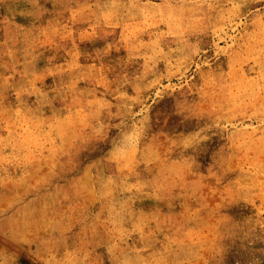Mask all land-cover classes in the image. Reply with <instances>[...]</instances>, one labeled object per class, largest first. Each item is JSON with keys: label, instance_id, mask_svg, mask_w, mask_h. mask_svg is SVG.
Wrapping results in <instances>:
<instances>
[{"label": "rangeland", "instance_id": "obj_1", "mask_svg": "<svg viewBox=\"0 0 264 264\" xmlns=\"http://www.w3.org/2000/svg\"><path fill=\"white\" fill-rule=\"evenodd\" d=\"M133 2L139 7H127ZM106 12L112 18L100 39L98 17ZM262 12L264 0H0V81L24 69L22 50L30 47L37 57L34 70L43 76L40 90L49 95L38 112L0 109V201L35 209L37 219L68 222L82 210L100 212L103 192L110 191L107 199L117 212L132 197L124 248L144 252L145 240L132 230L134 217L143 213L153 252L172 259L188 247L197 264H244L255 251L264 214V43L252 24ZM158 37L168 41L166 58L153 64ZM105 42L112 51L96 62L92 77V99L107 106L100 120L105 132L87 139L81 134L88 119L82 105L73 103L71 93L65 100L51 91L61 77L67 82L85 70L54 80L44 72L50 57L79 61L81 52L94 56ZM130 50L136 54L130 57ZM124 75L136 85L115 91L113 82ZM27 99L35 102L36 96ZM178 103L203 116L176 113L177 122L161 120ZM203 120L212 125L208 138L202 146L185 147L183 139ZM141 126L136 152L118 163L112 153L121 129L130 134ZM148 145L156 156L146 159ZM113 174L129 186L139 177L143 186L104 189ZM153 214L171 222L158 226ZM82 231L74 225L68 243H82L93 259L110 264L103 242ZM18 264H31L24 247Z\"/></svg>", "mask_w": 264, "mask_h": 264}, {"label": "snow or ice", "instance_id": "obj_2", "mask_svg": "<svg viewBox=\"0 0 264 264\" xmlns=\"http://www.w3.org/2000/svg\"><path fill=\"white\" fill-rule=\"evenodd\" d=\"M34 7L39 8V5H34ZM64 7L67 8L68 5H65ZM87 7H93V5L89 4ZM96 7L100 6L97 5ZM104 7L115 8L116 5H104ZM127 7L135 9L139 7V5L133 2L128 4ZM111 18V12H106L102 18L98 17L100 20V28H98L97 31H100V39H103L104 36V32L102 31L103 25L105 23H110ZM124 27L126 28V26ZM17 30L19 31L18 27ZM167 43V39H161L159 37L156 41L152 42L153 51L155 54L150 58V61L153 64L157 60L166 58L163 46H166ZM105 45L106 46L98 47L94 56H90L88 53L81 52L79 61H77L74 56V58L70 61L67 57H65V63H56L53 58L50 57V66L46 68L44 72V75L50 76L54 80L58 74L65 73L73 69L80 70L83 68L85 70L86 74H77L73 79L67 82H65V80L61 77L59 80V86L51 89V91L64 97L65 100H67L68 94L71 93L73 103L78 101L80 105H82L81 110L86 112L88 119L82 122L83 127L81 129V134L82 137L87 139L103 138L105 132L100 120L102 119V112L107 106H98L99 102L92 99V96L94 95V88L92 87L94 81L92 80V77L95 74L96 62L104 61L112 51L111 45H107L106 42ZM22 54L24 58V69L21 70L19 74L14 72L13 77L10 80L5 79L0 81V109L8 110L9 106H11L17 110H26L29 113L38 112L39 109L37 105L48 102V90H40L42 88L40 82L43 81V76L37 75L34 70V62L37 59L36 55L34 54V50H32L30 47L24 48L22 50ZM135 54V51L130 50V57ZM148 62L149 61L146 60L145 70H147ZM261 78L264 79V69H262ZM81 81L83 83H80ZM129 83H132L134 86L136 85V81H133L132 77L124 75L117 78L113 82L112 86L115 91H122L120 85ZM33 95L36 96L35 102L29 101L27 99ZM176 113H181L191 117L203 116V113L198 111L195 107L178 103L174 108L163 112L160 118L161 120L167 119L168 124H172L178 120ZM261 115L264 117V113H261ZM209 125L210 123L208 121L203 120L198 130L193 129L191 135H187L186 138L183 139V145L185 147L202 146V142L206 141V137L209 134ZM121 131L125 133L124 138L123 140L118 139L114 142L119 146L114 147L112 153V158L116 159L118 163L123 158L124 153L127 151L126 145L129 143L135 145L137 143L138 137L142 135V133L138 132L136 129L132 130L133 134L131 136L127 135V132L123 128ZM79 147V144L74 145V150H78ZM151 147V145L146 147V159L154 156V154L151 152ZM123 167L127 168L128 164H124ZM139 179L140 178L138 177L137 184L129 186L126 178L113 174V176H110L105 181H103V188L111 189L114 184H119L122 191L131 192L133 188L139 190V188L143 186L139 184ZM145 182L151 183L150 181H147L146 178ZM110 195V191L103 192L101 197L103 204L100 212L89 215L86 211L82 210L81 214L75 220L68 222H65L64 219L53 218L50 223L55 229L54 236L60 238L65 234L67 235L69 230L74 225H77L82 228L83 235L86 236L87 233L91 231L94 240L103 242L104 248L107 250L108 258H112L118 250H130L122 246V241L126 233L124 225L130 214L129 209L131 207L132 197H129L127 200H123L122 203L119 204L120 211L117 212L115 205L112 202H109L107 199V197ZM144 219L143 213H141L139 217H134V227L132 230L139 231L141 234V239L145 240L146 248L143 250L145 255L155 254L150 246L151 233L145 232ZM153 219L157 221L158 226L162 227H166L167 224L171 222V217L168 216H165L163 220H161L159 215L153 214ZM88 247L90 248L91 245H88ZM134 251L140 250L136 249ZM84 264H101V261L99 258L93 259L86 250ZM118 264H127V262H118ZM151 264H163V260L161 258H156L151 262Z\"/></svg>", "mask_w": 264, "mask_h": 264}, {"label": "clouds", "instance_id": "obj_3", "mask_svg": "<svg viewBox=\"0 0 264 264\" xmlns=\"http://www.w3.org/2000/svg\"><path fill=\"white\" fill-rule=\"evenodd\" d=\"M259 15V23L253 20L252 24L260 36L261 42L264 43V12ZM261 110V113H264V103L261 104ZM208 127L210 131L212 125L210 124ZM136 130L143 133L142 126ZM132 134L127 133L129 136ZM124 135L125 133L122 132L121 140ZM139 138L135 145L130 143L126 145L125 155H132L136 152ZM261 139L264 141V136ZM151 152L156 156V151L152 147ZM54 231L49 220L37 219L35 209H27L23 204L15 202L0 201V240L14 245V247H9L6 244H0V264H18V249L20 247H24L28 252L31 264H84L86 249L83 244L70 245L66 234L57 238L54 236ZM156 258H161L163 264H197V260L193 259V253L188 247L176 252L172 259L158 253L145 255L142 251L121 249L109 260L110 264H118V262L151 264Z\"/></svg>", "mask_w": 264, "mask_h": 264}, {"label": "built area", "instance_id": "obj_4", "mask_svg": "<svg viewBox=\"0 0 264 264\" xmlns=\"http://www.w3.org/2000/svg\"><path fill=\"white\" fill-rule=\"evenodd\" d=\"M262 226L259 228V236L256 241L254 253L245 261L244 264H264V214L261 219Z\"/></svg>", "mask_w": 264, "mask_h": 264}]
</instances>
